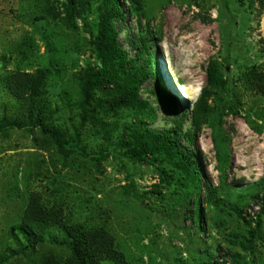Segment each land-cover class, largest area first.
I'll return each instance as SVG.
<instances>
[{"label": "rangeland", "instance_id": "rangeland-1", "mask_svg": "<svg viewBox=\"0 0 264 264\" xmlns=\"http://www.w3.org/2000/svg\"><path fill=\"white\" fill-rule=\"evenodd\" d=\"M103 1L82 0L71 20L67 0H0V122L8 126L0 134V264L72 257L59 226L40 229L42 241L30 249L20 229L32 199L67 223L104 229L126 264H203L223 252L227 264H264V187L256 186L264 176V96L246 84L251 68L264 70V0H142L140 15L117 0L126 17L114 25L127 59L143 63L131 44L141 37L155 56L140 90L151 118L106 112L101 91L86 101L82 78L99 69L93 39ZM212 61L229 86L208 98L209 122L191 146L202 181L217 191L210 202L200 194L198 230L193 197L169 163L133 161L114 148L136 117L164 130L189 116ZM18 73L46 75L33 97L11 80ZM30 103L40 122L38 114L29 119ZM53 132L70 146L79 136L76 150H61ZM182 145L190 146L185 138Z\"/></svg>", "mask_w": 264, "mask_h": 264}, {"label": "trees", "instance_id": "trees-1", "mask_svg": "<svg viewBox=\"0 0 264 264\" xmlns=\"http://www.w3.org/2000/svg\"><path fill=\"white\" fill-rule=\"evenodd\" d=\"M81 1L67 0L66 11L71 20L75 19L76 12H78L77 5ZM125 1L128 3V11H134L140 15L142 0ZM238 1L241 4L244 2V0ZM259 2L262 4L263 0H259ZM125 17L126 14L119 7L117 0L103 1V8L98 15L97 34L93 39L99 69L97 71H87L82 78L85 98L86 101H89L92 92L101 91L109 98L107 101L109 108L106 109V112L117 113L121 110H127L142 113L151 118L149 112H152L153 109L147 102L142 100L140 90L143 82L151 74V66L154 63L155 56L146 38L141 37L138 42L136 40L131 41V44L133 48L137 49V58L142 59L143 63L137 67L134 60L129 61L127 59L126 52L119 45L118 30L114 25L115 20H120L123 23ZM128 65L130 70L127 68ZM45 77L44 73H38L36 76L29 73H18L11 80L15 85L21 87L23 92L33 97L36 89L44 82ZM246 78L247 88L264 96V70L258 71L253 67L249 70ZM228 86L229 80L220 73L218 63L210 62L207 68V84L201 90L189 116L187 112H184L181 117H177L172 128L164 130L150 129L136 117L130 125L126 138L120 139L114 148V150H124V154L133 161L145 162L151 160L158 162L162 159L169 163L179 173L180 181L184 183V186L193 197L189 206H191V213H193V225L198 230L203 228L199 213L203 203L200 194L204 191L210 202L217 197V191L211 183L202 181L200 165L191 146L194 142L195 131L209 122L212 110L208 104V98L218 91L227 92ZM84 104L83 106H85ZM83 109V114H85V108ZM173 112L177 113V111ZM36 114H38L37 118L40 122L39 110L30 103L29 119H32ZM220 118L221 116L218 123H221ZM83 119H85V116H83ZM186 122H189L188 128L185 126ZM7 129L8 126L4 122H0V134L5 133ZM51 135L61 150H66V148L72 151L76 150L79 136L73 140L76 143L70 146L69 142L60 133L53 132ZM183 138L190 144L189 148L183 147ZM261 185L264 187V176L256 184L257 187ZM261 210L264 212V199L261 202ZM22 221L20 231L28 240H31L30 249L32 251H35L42 241L40 229L48 225L59 226L64 236V240L60 244L67 246L72 253L71 259L64 264H97L102 261L126 264L122 255L114 248L113 239L104 229H86L77 224L67 223L61 213L44 210L35 199L30 201ZM43 264L62 263L48 258ZM203 264H227L226 253L223 252L215 258L211 257Z\"/></svg>", "mask_w": 264, "mask_h": 264}, {"label": "bare ground", "instance_id": "bare-ground-1", "mask_svg": "<svg viewBox=\"0 0 264 264\" xmlns=\"http://www.w3.org/2000/svg\"><path fill=\"white\" fill-rule=\"evenodd\" d=\"M192 85H196V82H192ZM164 85V84H163ZM164 89L166 90V86H164ZM176 95V94H175ZM185 96V95H184Z\"/></svg>", "mask_w": 264, "mask_h": 264}]
</instances>
